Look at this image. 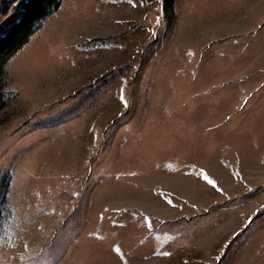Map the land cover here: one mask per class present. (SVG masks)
<instances>
[{
	"label": "rangeland",
	"instance_id": "obj_1",
	"mask_svg": "<svg viewBox=\"0 0 264 264\" xmlns=\"http://www.w3.org/2000/svg\"><path fill=\"white\" fill-rule=\"evenodd\" d=\"M32 37L3 75L0 264H264V0H61Z\"/></svg>",
	"mask_w": 264,
	"mask_h": 264
},
{
	"label": "trees",
	"instance_id": "obj_2",
	"mask_svg": "<svg viewBox=\"0 0 264 264\" xmlns=\"http://www.w3.org/2000/svg\"><path fill=\"white\" fill-rule=\"evenodd\" d=\"M171 3L173 0H165ZM61 5V0H24L22 14L13 24L11 30L0 36V102L4 99L5 65L10 57L16 54L40 28L45 19ZM22 32V38L16 40V33Z\"/></svg>",
	"mask_w": 264,
	"mask_h": 264
},
{
	"label": "crops",
	"instance_id": "obj_3",
	"mask_svg": "<svg viewBox=\"0 0 264 264\" xmlns=\"http://www.w3.org/2000/svg\"><path fill=\"white\" fill-rule=\"evenodd\" d=\"M35 32H36V31H35ZM33 35H34V34H33ZM33 35H32V36H33ZM32 36H31V37H32ZM31 37H30V39L33 38V37H32V38H31ZM34 39H35V36H34V38L32 39V41H33ZM28 42H29V41H28ZM28 42L22 47L23 49H24L27 45H29ZM74 46L80 47V44H78L77 42H74ZM22 48H21V49H22ZM21 49H20V50H21ZM20 50H19V51H20ZM19 51H18V52H19Z\"/></svg>",
	"mask_w": 264,
	"mask_h": 264
}]
</instances>
